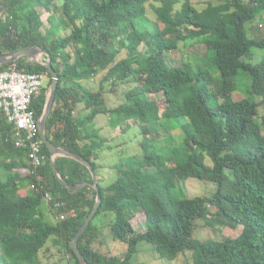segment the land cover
<instances>
[{
    "label": "trees",
    "instance_id": "16d2710c",
    "mask_svg": "<svg viewBox=\"0 0 264 264\" xmlns=\"http://www.w3.org/2000/svg\"><path fill=\"white\" fill-rule=\"evenodd\" d=\"M56 1L10 0L9 13L13 7L20 12L31 8L30 29L23 31L30 39L22 43L14 20L8 16L2 21L0 4V56L40 47L50 54L58 75L47 138L84 158L97 175L94 153L104 145L93 128L97 115H108L113 128L138 126L142 134V157L120 162L109 186L98 183L101 204L96 216L114 215L108 226L114 239L127 245L126 253L113 257L97 251L100 228L92 221L78 241L86 261L133 264L138 243L147 242L169 261L188 251L192 264H264V123L259 120L264 105V56L253 62L254 49L264 50V38L250 35V25L264 24V0H223L202 10L191 0H158L159 6H153L156 21L147 16L150 0H62L59 9L68 22L60 21L56 29L70 30L64 37L57 36L59 30L43 34L38 29L35 7L50 11ZM49 37L52 40L47 42ZM188 39L206 46L207 65L220 75L214 93L205 68L196 73L188 64L171 67L165 62L166 54ZM122 50L126 56L118 60ZM14 64L29 73L47 74L50 85L47 70L24 58L0 67V72L13 69ZM103 72L98 92L82 86V81ZM240 75L250 81L248 95L235 101L232 94ZM108 83L112 87L133 83L137 88L130 90L123 104L110 109L104 99ZM47 91L48 87L33 101L37 119L44 111ZM149 95L161 96L166 106L160 109ZM80 103L88 113L76 116L73 112ZM168 122L180 129L183 139L177 143L171 135L161 148L156 138L165 124L171 127ZM42 151L47 161L36 171V178L29 164L30 148H16L9 122L1 121L0 264H41L40 253L49 240L64 251L69 264H79L69 244L92 210L96 191L89 186L77 192L64 188L53 174L44 145ZM54 165L72 186L92 183L88 168L74 160L57 157ZM188 178L211 182L216 192L209 197H180V183ZM46 192L60 203L59 211ZM43 202L51 205L57 218L59 213L68 217H59L54 224L44 221ZM139 213L144 215V229L136 232L131 221ZM199 222L219 234L224 227L242 231L235 239L200 241L194 238Z\"/></svg>",
    "mask_w": 264,
    "mask_h": 264
},
{
    "label": "rangeland",
    "instance_id": "374dc122",
    "mask_svg": "<svg viewBox=\"0 0 264 264\" xmlns=\"http://www.w3.org/2000/svg\"><path fill=\"white\" fill-rule=\"evenodd\" d=\"M183 0H181L182 2ZM223 0H191V2L195 5L198 10L204 9L208 3H212L217 5L221 3ZM10 0H0V4L3 5V12L1 14L2 21L6 19V17H11L14 20V25L17 31L22 35L23 41L20 43L26 42L30 39V34L23 32L25 29L29 30V16H30V7H26L21 12L15 7L11 13L8 12V8L11 7L9 4ZM62 0H57L56 3L51 7L49 11L46 6H38L35 7L36 15L38 21L40 23V27L38 28L43 34L52 30L53 32H57V36H66L70 33V30L63 31L62 29H56L57 24H60V21L68 22L66 18L63 16V13L60 11V6L62 5ZM158 0H150V3L147 8V16L156 21V16L153 11V6H159ZM18 7V6H17ZM180 8V4L176 5V10ZM35 18V17H34ZM54 19V21L51 20ZM7 20V19H6ZM13 20H10L13 23ZM10 23V22H9ZM249 27V26H248ZM253 31H250L251 37L256 38L257 40L264 38V24L259 21L254 22V24L250 25ZM13 30V29H12ZM23 32V33H22ZM52 39L49 37L46 41L50 42ZM141 50L145 51V46H141ZM253 62H257L262 59L264 56V50L254 49ZM126 50H122L118 55V60L125 58ZM166 63L169 66H179L182 64L190 65L193 70L198 73L200 68H205L208 70L212 80V85L210 86V92H215V85L220 83V75L215 72L213 69L207 65L208 61H206L207 51L206 46L201 42H197L195 40H187L181 41L178 45V50L172 53L166 54ZM42 61H45V57L42 56L40 58ZM39 59V60H40ZM10 68V67H9ZM8 68V69H9ZM105 72L96 76L98 78V82H100L101 78L104 76ZM96 80V81H97ZM49 83V78L47 81V87ZM237 85V90L232 94L233 100H241L243 98H247V86L250 84L249 79L245 78L243 75H240L235 80ZM96 85V83H94ZM137 88V85L133 83H117L116 86L108 83L105 85V88L109 92L110 99H108L109 105H117L123 104L125 102V98L130 90ZM148 99H156L157 103L161 108L166 106L165 100L161 96L149 95ZM259 100V99H258ZM221 100H218L220 102ZM215 103V100L212 99L210 105L212 106ZM259 120L264 123V105H261L259 108ZM173 122V121H172ZM168 124L171 126L170 122ZM141 131L138 126L128 125L122 127V151H120L122 157V163L128 160L131 157H142V150L140 147L141 142ZM173 136V138L178 142H181L183 136L179 128H175L173 126L169 127L167 124L160 130L159 136L156 138L159 146L161 148H165L167 146V138L169 136ZM115 156L107 157V161L112 162ZM207 163L211 165V161L207 159ZM216 192L215 184L207 181H201L195 178H188L184 181H181L180 186L178 188V195L180 197L185 198H194L200 196L209 197ZM59 218V217H58ZM133 219V218H132ZM114 220L113 214L106 215H97L93 222L96 225H99L100 233L96 239L95 248L103 255L113 256V257H122L126 253L127 245L123 242H120L114 239L110 228L109 223ZM132 225L134 226L136 232H141L144 229V215L139 213L132 221ZM196 231L194 238L200 241H205L209 239H217L221 236H225L228 238H237L242 231L241 227L237 229H232L230 227H224L221 231V234L215 232L212 229H209L204 226L203 222H199L196 225ZM40 262L41 264H69V257L65 255L64 251L60 250L59 247L53 245L52 240H49L46 247L40 253ZM73 261L71 262V264ZM133 264H192V253L185 252L180 254L175 260L169 261L166 259H162L156 253L154 246L147 242H140L137 245V253L132 258Z\"/></svg>",
    "mask_w": 264,
    "mask_h": 264
},
{
    "label": "built area",
    "instance_id": "2783aa9c",
    "mask_svg": "<svg viewBox=\"0 0 264 264\" xmlns=\"http://www.w3.org/2000/svg\"><path fill=\"white\" fill-rule=\"evenodd\" d=\"M13 66V73L0 77V125L1 121H8L10 125V138L18 149L32 148V158L29 160L32 174L47 161L42 151V140L38 130L36 116H27L28 107L47 87L48 76L45 73H29ZM38 186L42 185L38 181ZM35 189V187H34ZM53 200L59 211L60 203L55 202L53 196L46 192ZM61 220L66 216L59 213Z\"/></svg>",
    "mask_w": 264,
    "mask_h": 264
},
{
    "label": "water",
    "instance_id": "95a60500",
    "mask_svg": "<svg viewBox=\"0 0 264 264\" xmlns=\"http://www.w3.org/2000/svg\"><path fill=\"white\" fill-rule=\"evenodd\" d=\"M42 56H44L46 58L45 61H42L41 59L39 60V58H41ZM21 58L26 59V61L29 63L39 64V65L43 66L47 70L48 74L51 77V83H50V85L48 87V91H47L45 108H44V111H43L41 117L38 119V130H39V134H40V138L42 140V143L50 155V166H51V169L53 171V174L55 175V177L59 181V183L64 188H66L67 190H69L71 192L80 191L81 189H83L86 186H89L96 191V200H95V204H94L92 210L89 212L87 217L84 219V221L82 222L78 231L76 232L74 238L71 240V242L69 244V247L72 250V252L74 253L75 258L77 259L79 264H89L78 249V241L80 240V238L82 237V235L84 234V232L86 231V229L88 228L90 223L95 218V216L98 212V209L100 207V204H101V195H100L99 188H98L97 175L94 172V170L92 169L90 163L87 162L84 158H82L81 156H79L77 154H74V153L68 151L67 149H65L63 147L55 146L47 138V136L45 134L47 121H48V118H49L51 111H52V107H53L55 95H56V90L58 87V75L51 66L50 54L40 47L20 49V50L11 52V53L1 55L0 56V67L15 63ZM57 157L68 158V159L74 160V161L86 166L91 173L92 183H82V184H78V185H74V186L68 184L67 181L60 175V173L55 168L54 160Z\"/></svg>",
    "mask_w": 264,
    "mask_h": 264
},
{
    "label": "crops",
    "instance_id": "0c3cea01",
    "mask_svg": "<svg viewBox=\"0 0 264 264\" xmlns=\"http://www.w3.org/2000/svg\"><path fill=\"white\" fill-rule=\"evenodd\" d=\"M98 78L94 77L90 80L82 81L81 84L90 92H98L100 89V82ZM97 80V81H96ZM96 83V85L94 84ZM108 91L104 89V99L108 108L113 109L121 104L109 105ZM84 104L80 103L77 105L73 114L76 116L86 115ZM93 128L98 132L100 138L104 141V145L101 149L94 153V158L99 166V173L97 174L98 183L101 182L103 186H109L116 179L115 167L122 162V157L120 151H122V127L113 128L110 124V117L105 114L97 115L93 121ZM115 156L112 162L107 161V157ZM41 213L43 215L44 221L54 224L57 222L58 213L53 210L50 204L43 202L40 207ZM66 217L68 214L63 213ZM99 227V225H97Z\"/></svg>",
    "mask_w": 264,
    "mask_h": 264
},
{
    "label": "bare ground",
    "instance_id": "6f19581e",
    "mask_svg": "<svg viewBox=\"0 0 264 264\" xmlns=\"http://www.w3.org/2000/svg\"><path fill=\"white\" fill-rule=\"evenodd\" d=\"M8 73H13V69L1 71L0 72V77L8 76ZM27 116H35V112H34V110H33L32 107H28V109H27ZM30 150H31V156H30V158H32V148H30Z\"/></svg>",
    "mask_w": 264,
    "mask_h": 264
}]
</instances>
